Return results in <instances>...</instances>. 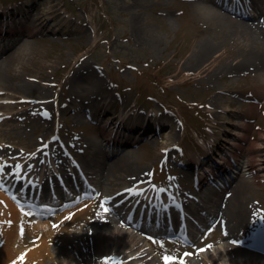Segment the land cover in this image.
<instances>
[{
    "label": "bare ground",
    "instance_id": "bare-ground-1",
    "mask_svg": "<svg viewBox=\"0 0 264 264\" xmlns=\"http://www.w3.org/2000/svg\"><path fill=\"white\" fill-rule=\"evenodd\" d=\"M31 1L26 0V3H24L26 6L23 9L20 8L21 10L18 6L13 7V9L12 6H4L0 9V94L10 91L11 94L10 96L7 95L6 99L16 100L17 107V110H7L5 112L0 107V115L2 114L0 117L5 119V125L7 126L4 131L13 137L8 138V141L4 143L0 141V168L1 166L17 167V165H20L16 171L20 170L24 173H30V175L34 171H40L42 174L37 179V184H31L30 189L32 191L48 190V192H51V198L47 201L44 200L42 205L39 206L40 209H37V206L32 202H29L31 205H27L28 207L20 208L13 199L9 198L6 192L12 189L11 185L8 186L4 180L0 181V264H109V261H111V264H159V261H161V264L167 263L165 257L162 259V256H159L158 261L154 256H151L147 244L155 248H162L165 251L168 250L165 255L176 258L170 260L169 264H178L176 260L179 258L180 249L181 251L186 250L180 246L181 243L162 242L156 239L157 235L154 237L149 235V229L146 225L139 224L137 220H130L128 217L135 218V215H143L135 214L134 209L136 208L133 209L131 206L133 205L132 199L131 202L129 200L130 195L136 194L138 189H142L146 193H152L158 198L157 195L163 196L168 190H172L173 185L155 189L148 180L147 169L140 168L137 165L138 158L134 151L122 150L123 152L119 155H114L109 159L104 150L105 148L96 145L91 136L84 138L82 142L80 137H73L72 142L70 141L76 146L79 145L85 148L81 157L76 159L78 165L87 162L85 163L86 169L88 164L92 167V169L89 168L90 170L97 171L99 169V173L94 172V174L101 176L98 192H103V189H106L109 193L111 192L108 199L112 203H108L107 208H105L100 202L105 200L104 196H101L98 200H84L83 197L88 195L84 192L78 193L77 196L75 195L76 197L57 201L49 186L52 178V180H56L55 173L52 171L56 168L51 164H54L55 161L59 162L63 157L58 155V151L54 147L50 149L46 147L45 150V148L38 145L29 150V146L20 148L14 142L15 137L24 135V133L21 134V126L17 123L20 117H22V121L29 125L38 118L40 125L43 128L48 127V129L51 127L53 120H58L56 118L58 112L52 106L54 100L51 99V94L41 99H26L20 96L21 92L30 89H38V92L42 94L43 91L49 92L52 89L50 86L53 88L54 86L47 81V78L41 72H38L39 76L37 77L39 80L34 79L35 82H33L24 78L23 75L13 73L15 62L29 56L30 51L33 49V42L17 38V36L22 37L36 33L34 31L29 33V24L27 26V23L47 28L49 24L47 18L51 15L53 17L58 15V5H51L46 12L34 11L30 14ZM197 1V3L191 2L193 14L197 20L195 30L200 24H202V29L200 27L196 31L195 40H193V51L188 59V61L193 60V65L190 64L189 66L187 64L184 66L187 68L184 69L188 76L196 75L200 81L206 82L208 80L212 82L217 77H227L229 73L241 74L242 72H248L252 74L251 82L257 93L255 96L258 98L264 97V20L262 25L259 24L260 22H244L222 12L220 10L222 9L221 5L215 0ZM263 2L264 0H252V4L257 6L259 11L263 7L258 6V4ZM241 7L246 11L244 5H241ZM262 12H264V9H262ZM69 24L70 22L65 20L58 22V25L65 27L70 26ZM142 34L145 36L143 37ZM11 36H14L16 41H11ZM136 36L140 39H146L153 46H159L160 39L149 32L138 30ZM8 37L11 39H8ZM71 71L73 89L69 104L60 105L57 102L56 108L62 110L70 108V116L81 123L87 117L98 123L97 120L100 119L97 117L99 109H96V107L97 103L102 102V98L94 96L90 97L88 101L87 99L79 100L78 103L77 98L84 97L81 92L100 88L102 82L98 80V75L91 66L84 65V60H77L76 58L75 66L71 68ZM86 74L91 76L87 77ZM83 82L85 85H81ZM223 92H227V90H223ZM226 100L231 103L234 101L230 98H226ZM220 103L221 101L212 104L213 107H219ZM120 111L119 115L107 113V121L100 122L104 128L103 139L105 138V142L112 141L113 143L110 146L123 148L148 139L149 136L154 138L155 135L164 130L168 132V126H172V129L164 137L165 144L161 147L165 150L160 149V152L155 156L160 154L162 160L166 163L172 159L180 160V157L170 147L175 144L176 136L181 133L180 128L175 127L172 120L164 118L165 116H158L157 112H151V110H143L144 112L141 113L135 108L128 111L123 107ZM133 116L137 119L132 120L131 117ZM103 117L102 120H104ZM168 120L171 122L168 123ZM130 124L133 125L127 127ZM232 125L233 127H239L237 124ZM55 131L56 134L60 133L59 128ZM121 133L123 136H121ZM229 133L232 134V132ZM235 138L241 140L239 136ZM246 140L244 139L242 142ZM228 144L229 142L219 141L214 146H205L204 143L206 152L203 157H184L182 161L180 160L182 172L193 173L194 179L196 166L202 161L205 162V166H209L210 162L212 166L215 160L211 161V159H216L219 154H222L218 157L219 161H228L229 166L227 167L229 168L228 171H225V169L221 171L225 172L221 175L225 176V174L232 172L231 169L234 166L231 161L232 159L235 162L238 161V156L227 147ZM235 146L241 150L243 149L241 143H237ZM254 149H250L249 157L245 162L248 176L254 181V187L247 178L243 177L232 187L229 197H217L218 195L212 197L208 195L203 200L204 203L202 202V205H207V207L209 205L211 210L214 209V206H220L219 214L222 218V224L224 219V227L227 229V234H222L220 222L216 230L205 236L206 240L212 241L214 244L221 243L225 239L227 242H222V246L215 248V251L208 250L200 257L198 256V259L202 257L200 261L189 257L185 258L186 263L184 264H216L221 257L226 258L228 264H264V257L257 253L259 251L246 250L232 243L237 232H240V238L247 236L249 240L250 229L252 230L259 224L255 213L259 209L260 214V211H263L264 208V197L258 199L261 191L264 190V180H261L264 177V146H261V154H258L259 150ZM228 150L233 153L230 157L226 153ZM64 164L67 163L64 162ZM59 167L64 170V165L60 164ZM191 168L193 171H189ZM42 169L46 173L48 172V177L43 174ZM90 170L87 173H93ZM18 174H21V172ZM49 174L51 179H49ZM10 175L17 174L10 171L6 173L5 177ZM36 176H34V181ZM67 179L71 181L72 177L68 175ZM183 181L187 183L186 179ZM256 186L260 193L256 191ZM54 189L57 192L61 190L59 185L55 186ZM181 193L186 194L185 191H178L179 195ZM95 194L97 193L95 192ZM17 196L21 202L27 201L19 193H17ZM121 204L126 205L128 208L125 207L128 215L124 219L125 222L121 220L123 215L118 208ZM70 205L74 207H69ZM66 207L67 209L61 212V209ZM111 207L115 210L114 212L109 211ZM95 212H98L97 216ZM149 212L153 213V210ZM41 218L47 220L42 222ZM262 229L264 230L260 224L251 234L253 239L257 232ZM112 252L114 253L112 254ZM215 253L217 256L214 255Z\"/></svg>",
    "mask_w": 264,
    "mask_h": 264
},
{
    "label": "rangeland",
    "instance_id": "rangeland-1",
    "mask_svg": "<svg viewBox=\"0 0 264 264\" xmlns=\"http://www.w3.org/2000/svg\"><path fill=\"white\" fill-rule=\"evenodd\" d=\"M1 2H16L15 7L20 6L19 9L26 6L24 5L26 0H0ZM197 2L193 1V3ZM191 4L189 0H32L30 14L34 11L46 12L51 5H58V15L47 18L49 19L47 28L27 23L29 33L32 31L36 33L17 36V38L33 42V49L29 56L15 62L13 73L23 75L33 82L39 80L38 72L47 78V81L54 86V88L50 86L52 89L49 92L43 91L42 94L38 89H30L21 92L20 96L26 99H41L51 94V99L54 100L52 106L58 112L56 116L58 120H53L48 129L40 125L38 118L29 125L20 117L17 123L20 124L21 134L24 135L15 137L14 142L20 148L29 146L28 149L31 150L44 141H50L51 135L56 132L55 129L59 128L64 146H61L62 144L57 140L52 141L53 147H59L61 151L67 147L71 155L79 156L83 147L79 145L71 147L73 143L68 145L66 142L73 140V137H80L82 142L84 138L91 136L96 145L101 146L104 128L100 122L107 121V113L119 115L123 107L128 111L135 108L142 113L145 111L143 109L149 108L151 112H157L158 116L169 118L174 122L175 127L180 128V135L176 136L175 144L170 147L181 161L184 157H203L206 152L204 143L214 146L219 141L229 142L227 147L232 149L236 147L235 144L247 138L248 140L243 143L248 152L251 148H255L254 150H259V153H256L261 154V146H264V97L255 96L257 93L251 82L252 74L229 73L227 77H217L212 82L208 80L204 82L196 75L188 76L185 70L187 69L185 65H193V60L188 61V59L193 51L196 31L200 27L202 29L200 24L195 30L197 20ZM60 20L70 22V26L58 25ZM138 30L155 35L160 39L159 46H153L146 39L136 36ZM14 40L16 41L12 37L11 41ZM76 58L84 60V65L91 66L96 71L98 80L102 82L100 88L81 92L84 97H76L77 103L83 99L88 101L94 96L102 98V102L97 103L96 107L99 109L98 123L88 117L81 123L70 116V108L66 110L56 108L57 102L60 105L69 104L73 89L71 68L75 66ZM86 76L91 75L86 74ZM83 84L85 85L84 82L81 85ZM10 94V91L0 94V107L4 112L17 110L16 100L6 99ZM226 98L234 101L228 102ZM218 101H221L219 107H213L212 103ZM131 118L137 119L134 116ZM170 122L168 120V123ZM232 124L241 127H233ZM5 128H7L5 119L0 117V141L3 143L8 141V138H13L9 133H5ZM171 129L172 126L168 128V132L164 130L154 138L149 136L148 139L138 141L134 145L109 150L116 151L117 155L123 152L122 150L134 151L138 158L137 165L147 169L148 180L163 175L157 180L166 182L167 178L172 176L170 173L180 178L181 172L177 169L176 159L166 163L160 154L155 156L160 149L165 150L161 147L166 142L165 135ZM235 135L241 137V140L236 139ZM177 146L179 147L175 149ZM246 161L247 159H240L239 167L245 168ZM55 165L57 164H51V166ZM89 168L92 169L88 164L87 169L90 170ZM59 173L61 174L59 178H64L63 170ZM248 175L245 169L243 177L247 178L254 187V181ZM96 177L99 184L101 176L96 174ZM261 180H264V177ZM257 188L256 186V191L259 192ZM110 193L103 189V195L107 196ZM263 197L264 190L261 191L258 199ZM258 214L259 209L255 217ZM95 215L97 216L98 212H95ZM41 220L45 222L46 218ZM240 236V232H237L235 239H240ZM219 246H222V243ZM147 248L151 256L158 261L159 256H162V259L165 257L162 248L148 244ZM212 251H215L214 248ZM196 260L200 261L202 257ZM205 260L208 261L207 258ZM166 262L165 264H169V261ZM158 263L161 264V261ZM216 264H228V262L226 258L221 257Z\"/></svg>",
    "mask_w": 264,
    "mask_h": 264
},
{
    "label": "snow or ice",
    "instance_id": "snow-or-ice-1",
    "mask_svg": "<svg viewBox=\"0 0 264 264\" xmlns=\"http://www.w3.org/2000/svg\"><path fill=\"white\" fill-rule=\"evenodd\" d=\"M203 250V249H202ZM106 259H109V258H106ZM173 259H176L175 257H169V256H165V260L166 261H170V260H173ZM109 264H111V261H109Z\"/></svg>",
    "mask_w": 264,
    "mask_h": 264
}]
</instances>
